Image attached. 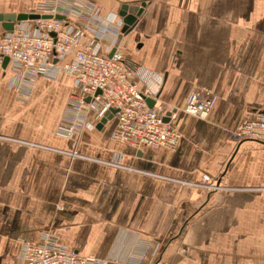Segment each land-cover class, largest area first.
<instances>
[{
    "label": "crops",
    "instance_id": "1",
    "mask_svg": "<svg viewBox=\"0 0 264 264\" xmlns=\"http://www.w3.org/2000/svg\"><path fill=\"white\" fill-rule=\"evenodd\" d=\"M46 1L0 0V12ZM86 1L120 31L122 5L145 2L118 48L177 108L181 137L133 146L113 138L114 117L100 126L91 111L94 125L65 138L74 78L25 87L0 67V264H20L23 245L46 233L102 264H264V143L236 137L264 106V0ZM197 88L217 96L206 119L184 111ZM115 157L125 166L106 162ZM203 174L229 187L207 192L194 185Z\"/></svg>",
    "mask_w": 264,
    "mask_h": 264
},
{
    "label": "built area",
    "instance_id": "2",
    "mask_svg": "<svg viewBox=\"0 0 264 264\" xmlns=\"http://www.w3.org/2000/svg\"><path fill=\"white\" fill-rule=\"evenodd\" d=\"M102 11L100 6L86 0H47L33 11L39 18L17 22L13 31L0 27V67L8 58L14 71L13 81L25 87H29L24 85L25 80L38 76L58 79L67 74L74 78L76 90L68 115L71 118L66 119L72 123L65 122L60 134L73 136L81 131V123L89 122L87 115L91 111L101 119L114 112L116 140L134 146L174 148L180 134L170 120L177 109L156 100L158 90L154 92L149 84L151 74L140 75L139 66H134L118 48L122 31L117 30L115 18H104ZM109 36L115 40L110 41ZM104 40L110 49H104ZM148 99L156 100L154 106H149ZM216 101L213 92L197 88L189 95L184 111L206 119ZM167 117L169 121H165ZM87 125L91 127L94 123ZM236 137L264 141V106L240 127ZM106 162L121 167L120 157ZM203 178L207 181L212 176L205 174ZM98 262L93 256L58 245L50 233L40 243L26 242L20 257V264Z\"/></svg>",
    "mask_w": 264,
    "mask_h": 264
},
{
    "label": "water",
    "instance_id": "3",
    "mask_svg": "<svg viewBox=\"0 0 264 264\" xmlns=\"http://www.w3.org/2000/svg\"><path fill=\"white\" fill-rule=\"evenodd\" d=\"M145 2L142 3L141 6L138 5H129V4H123L120 11V16L123 18L124 26L122 28V32L118 37V43L122 39L124 34H128L136 24L138 18L141 16L143 10H144ZM40 16L38 14H35L33 12H0V24L2 28L6 31H13L15 25L17 22L25 21L29 19H37ZM49 17V16H44ZM58 17H62L58 15ZM8 58H5L4 66L8 63ZM100 92V91H99ZM149 106H154L155 100L154 99H148L147 100ZM113 113H107L100 122V126L107 122L108 119L113 117ZM165 121H169V118H165Z\"/></svg>",
    "mask_w": 264,
    "mask_h": 264
},
{
    "label": "rangeland",
    "instance_id": "4",
    "mask_svg": "<svg viewBox=\"0 0 264 264\" xmlns=\"http://www.w3.org/2000/svg\"><path fill=\"white\" fill-rule=\"evenodd\" d=\"M97 5V4H96ZM99 6V5H98ZM37 9V8H36ZM36 9L34 10V11H36ZM33 12V11H32ZM49 79H52V80H56V79H54V78H49ZM207 90H209V89H207ZM211 91V90H210ZM212 92V91H211ZM163 103V102H162ZM167 107H170L171 108V106H169V105H167V104H165ZM173 109L175 108V107H172ZM177 109V108H176ZM65 122H67L68 124H70V123H72V121H70V120H66L65 119V121H63L62 122V125H60L59 126V128L57 129V133H60V130L61 131H63V129H65L64 127H63V125L65 124ZM90 122H85V121H83L81 124L85 127L87 124H89ZM243 125V124H242ZM63 128V129H62ZM174 130H176L175 128H173ZM240 129V128H239ZM115 130V129H114ZM114 130H113V132H114ZM179 134H180V132L178 131V130H176ZM80 132V131H79ZM78 132V133H79ZM74 133H76L77 134V132H74ZM238 133V131L236 132V134ZM76 134H74L73 136H75ZM60 135H62V136H64L65 138H69V139H73L74 137L73 136H66V135H63V134H60ZM112 136H113V133H112ZM180 137H181V135H180ZM114 138V137H113ZM115 139V138H114ZM237 139H239V138H237ZM78 140L79 139H77V141L76 142H78ZM116 140V139H115ZM180 140V139H179ZM240 140V139H239ZM251 140H253V139H251ZM118 141V140H117ZM258 141V140H257ZM120 142H122V141H120ZM261 142H263L264 143V141H261ZM127 143H129V142H127ZM129 144H131V143H129ZM131 145H133V144H131ZM134 146V145H133ZM72 153H73V158L75 157V155L78 153L76 150H73L72 151ZM77 156H79V155H77ZM115 158H117V157H115ZM113 158H111L110 160H112ZM122 164L124 165V163H123V161L121 160V167H124V166H122ZM203 175H205V174H203ZM202 178H203V176H202ZM212 178L214 179V176H212ZM211 178V180H213ZM218 178H220L219 180L220 181H218V182H211V180L209 179V180H207V181H204V178L203 179H201L200 181H198V183H195L194 185H197L198 187H200V188H203L205 191H207V192H211V191H222V190H224V189H226V187H229V186H227V184H226V182H224V180H223V176H218ZM217 178V179H218ZM191 184H193V182H191ZM99 260V262L97 263V264H102V263H105V261H103V260H100V259H98Z\"/></svg>",
    "mask_w": 264,
    "mask_h": 264
}]
</instances>
